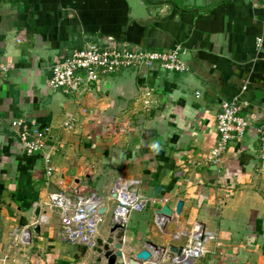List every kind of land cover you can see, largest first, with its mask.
<instances>
[{
  "label": "crops",
  "instance_id": "0c3cea01",
  "mask_svg": "<svg viewBox=\"0 0 264 264\" xmlns=\"http://www.w3.org/2000/svg\"><path fill=\"white\" fill-rule=\"evenodd\" d=\"M103 35L130 49L179 46L188 71L122 69L79 96L51 90V66ZM0 63L7 66L0 75V264H106L59 240L54 216L36 220L32 203L77 182L102 192L115 173L139 179L150 196L163 187L145 211L131 214L124 256L146 244L181 247L177 231L205 229L216 238L204 257L163 264H264L256 131L264 121V0H0ZM144 86L153 94L148 110L139 99ZM233 98L245 133L219 162L203 163L216 144L220 102ZM14 119L42 129L53 148L47 186L40 155L19 147ZM163 205L173 210L170 218L156 212ZM31 221L30 243L9 248Z\"/></svg>",
  "mask_w": 264,
  "mask_h": 264
},
{
  "label": "built area",
  "instance_id": "2783aa9c",
  "mask_svg": "<svg viewBox=\"0 0 264 264\" xmlns=\"http://www.w3.org/2000/svg\"><path fill=\"white\" fill-rule=\"evenodd\" d=\"M261 45L262 39L257 37L256 49L259 50ZM183 53L179 46L170 50L130 49L116 41L112 35H103L90 40L82 49L62 57L58 63L52 65L47 83L51 90L79 96L88 92L91 85L102 77L122 69L186 72L188 66L182 57ZM6 71L7 66L0 63V75ZM152 97V90L144 86L139 99L146 110L153 105ZM240 106L236 98L220 102V111L216 116V144L202 160L203 163L219 162L228 144L233 139L243 137L248 123L238 113ZM72 120L73 118H69L65 121V126L70 127ZM10 125L22 152L27 155H40L45 170V186H47L54 174L51 163L53 148L46 142L42 129L29 125L23 119H14ZM256 131L257 156L259 161L264 162V121ZM105 188L104 191L97 192L81 187V182H77L67 189L49 190L38 202L32 203V209L39 208V217L49 214L54 216L58 225L59 240L91 251L96 239L105 236L103 229L107 232L111 225L118 224L125 230L131 214L145 211L156 198L143 191L139 179L123 177L118 173L113 175ZM102 205L105 206V211L100 213L99 208ZM35 221L13 233L9 248L24 250L31 241V227L35 225ZM198 234L201 235L200 240L194 238L195 231H177L174 234V238H184L181 253L175 259L177 263H189L208 253L206 246L216 238V231L200 229ZM154 249L156 251L154 257H157L162 248ZM155 251L153 250V255ZM8 259L10 255L5 253L2 261L6 263Z\"/></svg>",
  "mask_w": 264,
  "mask_h": 264
},
{
  "label": "water",
  "instance_id": "95a60500",
  "mask_svg": "<svg viewBox=\"0 0 264 264\" xmlns=\"http://www.w3.org/2000/svg\"><path fill=\"white\" fill-rule=\"evenodd\" d=\"M162 188L163 187L161 186H155L151 197H156ZM114 196L115 195H112V197ZM181 206L182 202L178 201L175 206V214H179ZM104 211L105 206L102 205L99 208V212L103 213ZM156 212L166 218H170L173 215V210L167 205L161 206ZM38 214L39 208H36L34 210L35 218L38 216ZM33 231L37 233L38 227L34 226ZM124 234L125 230L121 226L118 224L111 225L107 230L106 236L98 237L96 239V244L94 247H92L91 251L98 255V260L103 259L106 264H141L147 261L153 262L154 264H163L175 260L181 253V247L170 246L167 249L162 248L156 259L150 260L153 254V249L149 245H146L143 249L139 250V252L135 253L133 257L131 255L124 256V253L122 252V250H125L123 248ZM194 238L200 240L201 235L196 234ZM164 250H166L165 253H163Z\"/></svg>",
  "mask_w": 264,
  "mask_h": 264
}]
</instances>
